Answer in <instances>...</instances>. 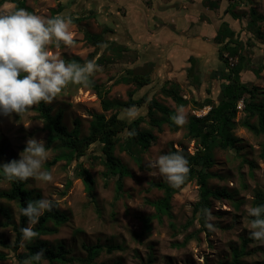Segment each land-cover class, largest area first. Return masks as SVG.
<instances>
[{
  "label": "rangeland",
  "instance_id": "obj_1",
  "mask_svg": "<svg viewBox=\"0 0 264 264\" xmlns=\"http://www.w3.org/2000/svg\"><path fill=\"white\" fill-rule=\"evenodd\" d=\"M103 1L26 0L25 5L28 8L27 11L46 18H50L52 12L62 6L59 14L82 20L71 26V31L75 33L73 46L69 47L61 43L59 47H56L53 44L49 46V51L52 55L64 60L66 57L78 56L83 64L93 59L97 61L104 52L111 56V64L106 67L101 66L103 70L92 76L93 80L103 85V88L108 91L109 99L127 100L128 91L134 90L135 87L115 84V81L121 76H128L127 72L132 71L135 74L147 75L151 82L139 91L135 89L134 97L146 93L148 99L154 98L176 111L178 106L161 94L160 89L167 80H163L160 73L152 72V66L148 63H152V60L145 62V60L138 61L136 59L138 54L136 49L143 47L137 48L136 46L135 49L131 43L127 44V41H124L126 39L121 37L122 33L119 34L122 32L121 28L124 27L125 31L128 30L135 38L132 41L133 44L139 45L146 41V38L139 39L147 32L144 29L145 26L150 25L149 22L145 24L143 17L139 16L140 10H144L147 6L145 1L138 0L139 3H137L135 0H123L122 5L126 11L122 24L118 21L117 25L109 19L110 17L102 4ZM241 1H243L242 8L237 11V16L240 18L236 30L238 34L233 40L241 43L242 48L239 49V53L245 58L240 80L257 89L255 102H264V69L259 70L258 73L255 72L261 65H264V23H251L249 26L251 10L258 14H264V0ZM138 4L141 7L136 6ZM145 10V19L148 20L146 15L149 16L148 11L150 10ZM13 11L14 4L12 3H5L0 7V13ZM106 26L113 29L114 33L117 32L119 36L114 33L105 34L104 38L108 42L105 45L111 47L124 41L125 45L130 46L128 52L116 56L106 51V47H101L93 54L94 48L88 45L84 36L86 32L101 33ZM115 26H119L120 29ZM111 41L113 42L111 43ZM157 55L149 56L157 58L159 54ZM209 56L215 68L223 72L227 71L225 64L218 58L217 51ZM225 56L228 57V55ZM231 58L235 62L232 66L227 63L228 67L235 66L239 61L237 57ZM157 63L161 64L162 62ZM177 63L178 61H175L173 66L176 67ZM179 76L185 78L182 74ZM174 78L179 80L178 76ZM215 85V89H212L211 81H208V84L205 83L203 100L199 91L192 92L187 85H181L182 97L188 101V104L184 106L188 119L190 115L203 116L210 109L209 106L196 109L193 101L210 99L216 104L220 89L217 90L219 83ZM165 87H169V84H166ZM207 90L211 91V94ZM240 102L242 100L237 104L234 135L241 140L238 144L241 150L239 153L231 150L214 151L215 164L211 171L221 175L222 178L215 177L208 180L209 188L225 187L235 197L234 201L212 200L211 210L214 219L210 222L214 225V230L203 227L197 219L190 226L185 227L186 222L191 219L193 205L199 198V186L193 180L173 195L170 201L171 215L162 216L160 221L156 218L151 219L149 232L142 234L143 218L155 214V209L150 205V202L161 199L163 196L162 190L151 188L150 185L152 183H167L158 170L148 167V161L161 154H167L172 148L176 150L185 148L189 154H193L198 149L195 141L186 136L187 124L176 132L170 131L164 125L162 131H153L156 139L150 149L142 155L140 164L133 161L125 152L115 150L116 157L120 159L128 172V176L123 179L122 189L119 193L116 191L117 178L106 177L104 174L105 168L100 160L101 145L99 143L91 144L84 157L73 159L69 163L60 160L50 166L49 170L45 165L51 162L58 153L55 151L56 145L54 144L47 148L49 156L44 163L43 170L50 171L53 180L43 182L29 179L26 188L34 193L32 198L38 199L39 196V199L45 198L56 202L58 209L68 217V221L56 228V233L42 235L39 239L46 240L51 246L60 242L70 249V256L74 258V261L67 264H84L79 262V259L86 256L83 246L96 243L107 246L118 245L123 247V250L110 254L101 252L92 264H112L117 259H121L122 264H146L149 255L153 258L151 264H230L233 258V249L239 254L240 264H262L264 262V242L255 240L243 248L242 239L250 237L248 210L250 207H254V192L264 191V156H262L264 154V137L255 135L241 126L246 115L242 110L243 103ZM47 104L52 107V113L58 109L63 110V122L69 130L74 127V120H78L82 136L87 134L92 115L102 112L100 101L93 91L73 85L67 86L52 103ZM35 107L36 105L21 117L16 114L0 115V148L4 150L6 156H11L14 160L19 159V154L24 150L28 138L42 139L45 145L47 143L48 131L43 128L42 120L38 118ZM138 108L142 110L140 116L146 117V107ZM120 112L118 113L119 118ZM110 114L106 113L107 116ZM250 122L255 123L256 117L251 118ZM146 124L142 123L141 127L146 128ZM79 166L87 169L94 180L92 196L88 195L82 180L76 175ZM8 187V181L0 179V191ZM236 201H240L238 208L233 204ZM0 206L10 210L13 222L17 225L20 210L16 203L0 199ZM4 221L0 215V241L11 246L15 233L11 226H1ZM190 234L194 235V238H191L184 246H180L184 238ZM28 243L29 241H21L19 249L15 252L0 246V252L8 256L0 264H17V255L27 252L25 246ZM47 264L49 263L47 262Z\"/></svg>",
  "mask_w": 264,
  "mask_h": 264
},
{
  "label": "trees",
  "instance_id": "obj_2",
  "mask_svg": "<svg viewBox=\"0 0 264 264\" xmlns=\"http://www.w3.org/2000/svg\"><path fill=\"white\" fill-rule=\"evenodd\" d=\"M26 0H0V7L5 3L14 4V11L20 8L28 10L25 5ZM62 6L52 12L51 17L59 14L62 10ZM251 23H264V14H258L254 10L250 13ZM73 24L81 22V19L72 18ZM111 32L110 29L104 28L101 33L86 32L84 39L88 45L94 48L93 54L100 50L99 45L108 44L104 39V35ZM257 34L258 31H257ZM234 32L227 28L226 25L217 31L213 41L218 47V58L225 64L226 72L215 71L211 75V80L220 82V90L218 100L215 104L210 99L204 101H193L196 109H202L209 106L210 109L203 116L190 115L186 125V136L190 140H194L198 145V149L189 154L185 148L181 149L183 155L189 161L190 172L183 185L179 188H173L167 183H152L151 188H157L163 191L161 199L150 202V205L155 209V214L148 218H143V231L142 234H146L150 230L149 222L151 219L156 218L159 221L162 216H170V201L175 193L184 187L187 183L195 180L199 186L198 201L193 205L191 219L186 222L185 227L190 226L194 220H198L199 223L205 227V220L203 216L198 217V213L203 208L211 209L212 200H229L234 201L235 197L232 192L228 191L225 187L218 189H212L208 187V180L212 178H222L221 175L212 172L211 169L215 164L214 151L216 150H231L235 153H239L241 150L238 147L241 140L234 135L236 128L235 117L237 114V104L240 100L243 103V112L246 115L242 121L241 126L255 135H263L264 137V102H255L257 89L240 80V73L244 70V56L241 55L239 49L242 48L239 41L234 42ZM106 51H109L111 55L115 54L120 56L122 53L127 52V48L114 44L110 47L107 46ZM237 57L239 61L233 67H228L227 58ZM110 57L104 52L97 59V63L100 66L110 65ZM66 62L75 61L83 64V61L78 56H71L65 58ZM264 69V65H261L257 70ZM193 67L188 71V76L192 77L193 83H191L193 89L198 90L201 84L199 77L194 73ZM128 76H121L115 81V84L133 85L138 91L148 86L151 82L147 75L135 74L132 71H128ZM91 83L88 86L69 84L68 86L85 87L95 93L100 101L101 113H94L89 121L87 134L82 136L80 130V124L78 120H74V127L68 129L64 124V112L58 109L52 113V107L47 103L41 102L36 105L35 111L38 114V118L42 120L43 128L48 131L46 148H50L53 144L56 145L55 151L58 155L53 160L45 165L46 169L54 165L60 160H64L67 163L73 159H79L85 156V152L88 147L93 143H99L100 148V160L105 168L106 177H116V191L119 193L122 189L123 179L128 176L126 167L121 163L120 159L116 157L115 150L118 149L121 152H125L133 161L137 164L141 163V157L146 153L152 144L154 143L156 136L153 131L160 132L162 127L166 125L172 132L179 130V126L174 124L170 117L175 114V111L167 107L166 105L158 102L156 99H148L145 94L142 96L134 97L135 89L128 91V98L126 101H119L109 99L107 97L108 91L103 88V85L98 84L91 77ZM169 84V87H165ZM166 84L160 89L161 94L171 99L177 106L187 105L188 101L183 99L181 94V85L166 81ZM209 92V90H207ZM135 105L136 107L145 106L147 109L146 117L139 116V118L129 122L125 119L119 118L118 113L121 109L129 108ZM113 111V112H112ZM106 113H111L109 116ZM256 117V122L251 123L250 119ZM142 123H147V127H141ZM125 129L131 131L135 130L136 135L129 137L125 133ZM170 151H176L172 148ZM169 151V152H170ZM264 156V154L262 155ZM14 160L11 156H6L4 150L0 148V165ZM253 167L252 163H250ZM76 175L83 182L84 188L89 196L93 194L94 180L90 172L82 168L77 167ZM0 179L3 177L2 171H0ZM29 181V180H28ZM28 181H11L7 189L0 191V199L7 202L16 203L20 210L18 224L13 222V217L5 207L0 206V215L4 218L3 227L11 226L15 238L13 244L6 245L0 241V246L15 252L20 247L22 241L21 228L28 226L27 217L21 214V209L30 200H37L32 198L34 194L32 191L26 188ZM245 188V185H243ZM237 192V191H235ZM39 199V196H38ZM54 207L51 211H46L40 218L39 222L34 226V230L39 233L37 238L25 246L26 253L17 255V264H23L25 259L30 258L35 253L45 250L44 260L49 264H67L72 263L74 258L70 256L71 251L67 249L64 244L57 243L55 246H51L46 240L39 239L42 235H50L56 233V228L62 226L68 221V217L62 213L54 202ZM236 208L239 207L240 201L233 203ZM253 205H264V191H255ZM254 217H250V221ZM208 232V231H207ZM209 234V232H208ZM194 235H187L180 246H184ZM255 241L251 237L242 239V247H246L249 242ZM83 249L86 253L85 258L79 259L80 263L92 264L96 257L101 252L108 254L114 251H122L123 247L118 245H101L96 243L94 245H84ZM5 253L0 252V262L7 259ZM239 254L233 249V258L230 264H240ZM153 258L151 255L147 257V263L151 264ZM35 264V262H34ZM112 264H122L121 259L115 260ZM264 264V262L262 263Z\"/></svg>",
  "mask_w": 264,
  "mask_h": 264
},
{
  "label": "clouds",
  "instance_id": "obj_3",
  "mask_svg": "<svg viewBox=\"0 0 264 264\" xmlns=\"http://www.w3.org/2000/svg\"><path fill=\"white\" fill-rule=\"evenodd\" d=\"M72 24V17L63 14L46 18L23 8L0 13V115L16 114L21 117L41 102L52 103L69 84L88 86L90 78L103 70L96 59L84 64L66 62L49 51V46L53 44L56 47L61 43L69 47L75 44ZM141 111L133 105L121 109L120 118L131 122L139 118ZM170 119L179 127L187 124L185 107L179 105ZM125 133L129 137L137 134L135 130L127 129ZM48 156L49 150L44 140L28 138L19 159L0 165V171L9 182L29 179L51 182L52 173L43 170ZM148 167L158 170L173 188L183 185L190 172L189 161L179 148L148 161ZM53 207V201L45 198L26 203L21 209V214L28 220V226L21 228L22 242L38 237L39 233L34 230V226ZM197 215L203 216L205 227L214 230L210 222L214 219L211 209L203 208ZM248 215L254 217L250 221V237L264 242V205L250 207ZM44 255L45 250L42 249L25 259L23 264H47Z\"/></svg>",
  "mask_w": 264,
  "mask_h": 264
},
{
  "label": "crops",
  "instance_id": "obj_4",
  "mask_svg": "<svg viewBox=\"0 0 264 264\" xmlns=\"http://www.w3.org/2000/svg\"><path fill=\"white\" fill-rule=\"evenodd\" d=\"M122 1L123 0H104L102 2L108 16L110 17L109 19L115 22V25H117L118 21L120 24L123 22L122 19L126 10L124 9V5H122ZM135 1L139 3L138 0ZM144 1V3L147 5L145 9L150 10L148 11L149 16L146 15L148 20L145 19V9L140 10L139 16L143 17L145 24L149 22L150 25L145 26L144 29L147 32L139 39L143 40L146 38V41L144 43H139V45L133 44L132 41L135 38L128 30L125 31L124 27L121 28L122 32L119 34L122 33L121 37L123 36V38L126 39L124 41H127V44L131 43V46L135 49L136 46L137 48L143 47L142 49H136L138 51V54L136 55V59H138V61L145 60L146 62L148 60H152V63L148 62L152 66V72L156 71L160 73L163 80L179 83L182 86L187 85L188 89H190L192 92L199 91L203 100V86L205 83L208 84V81H211V85L213 84L212 89H215L214 87L216 86V83H219L220 85L219 81L211 80V75L215 71H221L213 66L209 56V54H213L216 51L218 52V47L214 43L213 39L222 25H226L228 29L234 32V37H236L238 34V31L236 30L240 22V18L237 16V11L242 8L241 5L243 1ZM136 6L141 7L139 4ZM115 27L119 28V26ZM105 28H108V26ZM110 31L111 32L108 33H114L113 29L111 28ZM115 34L116 36H119L117 32L114 33V35ZM124 41H121V44L119 43L118 45H123L125 48H127V50H129L130 46L125 45ZM112 42L113 41H111V43ZM153 54H159V57L154 58L149 56ZM175 61L180 63L179 65L177 63L176 67L173 66ZM157 62L162 63L160 64ZM191 67H193V70L196 72L194 73L201 81L198 90L193 89L191 85V83H193V78L188 76V71ZM179 74H182L185 76V78L179 76ZM177 76L179 80L174 78ZM219 87L220 86H218L217 90L220 89ZM209 93L211 94V91Z\"/></svg>",
  "mask_w": 264,
  "mask_h": 264
},
{
  "label": "built area",
  "instance_id": "obj_5",
  "mask_svg": "<svg viewBox=\"0 0 264 264\" xmlns=\"http://www.w3.org/2000/svg\"><path fill=\"white\" fill-rule=\"evenodd\" d=\"M225 58H227V63H228L230 66H232L233 63L235 62V60H233L231 57H226V56H225ZM240 103H242V102H240ZM238 108H240V107H238Z\"/></svg>",
  "mask_w": 264,
  "mask_h": 264
}]
</instances>
